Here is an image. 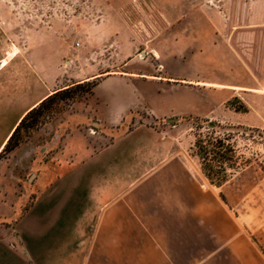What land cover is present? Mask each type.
Returning a JSON list of instances; mask_svg holds the SVG:
<instances>
[{"label": "crops", "instance_id": "0c3cea01", "mask_svg": "<svg viewBox=\"0 0 264 264\" xmlns=\"http://www.w3.org/2000/svg\"><path fill=\"white\" fill-rule=\"evenodd\" d=\"M262 34L217 28L203 47L166 49L160 62H126L100 77L84 101L72 102V112L36 130L31 149L20 143L9 152L5 145L28 111L97 76L87 67L59 68L48 50L7 52L0 68V219L19 208L17 167L31 172L33 199L15 244L0 238V264H264L177 138L189 117L264 127V106L253 103L264 100ZM235 97L245 111L230 106ZM88 121L96 122L102 145L82 131Z\"/></svg>", "mask_w": 264, "mask_h": 264}, {"label": "rangeland", "instance_id": "374dc122", "mask_svg": "<svg viewBox=\"0 0 264 264\" xmlns=\"http://www.w3.org/2000/svg\"><path fill=\"white\" fill-rule=\"evenodd\" d=\"M217 28L258 30L264 40V0H0V60L7 52L49 51L57 55L59 68L79 73L87 67L99 79L123 70L126 62H160L166 49L191 51L194 43L203 47ZM64 97L59 94L51 109H41L34 124L28 118L15 139L31 149L36 130L60 113L73 111L72 101ZM253 103L264 106V100ZM229 104L243 105L237 97ZM81 129L94 147L106 142L92 121ZM57 132L59 138L61 129ZM177 138L185 157L200 166L203 181L264 254V127L189 117ZM17 157L14 154V162ZM16 174L22 179L15 190L18 211L0 219V238L14 244L16 226L33 199L28 189L31 172L17 167Z\"/></svg>", "mask_w": 264, "mask_h": 264}, {"label": "trees", "instance_id": "16d2710c", "mask_svg": "<svg viewBox=\"0 0 264 264\" xmlns=\"http://www.w3.org/2000/svg\"><path fill=\"white\" fill-rule=\"evenodd\" d=\"M98 82V79L93 81H83L80 83L73 84L71 86H68L62 90H59L52 95L48 96L46 99H44L42 102H40L37 106L32 108L30 111H28L25 116L22 118L20 123L17 125L13 133L11 134L10 138L8 139L4 151L9 152L16 148L20 142L19 139H15V135L18 132V129L22 126L25 121L30 118L31 124H34L38 118L42 115L43 111L41 109H44L45 111L52 108V104H54L56 97L61 95H65L64 98L71 100L72 102L76 100H80L81 98L91 94L93 92V88ZM61 98V96H60ZM236 111H245L246 107L242 105L241 107H233ZM15 139V140H14Z\"/></svg>", "mask_w": 264, "mask_h": 264}, {"label": "water", "instance_id": "95a60500", "mask_svg": "<svg viewBox=\"0 0 264 264\" xmlns=\"http://www.w3.org/2000/svg\"><path fill=\"white\" fill-rule=\"evenodd\" d=\"M176 119L174 118H171V119H168V121L171 123L172 121H175ZM94 125H97L96 122H94Z\"/></svg>", "mask_w": 264, "mask_h": 264}, {"label": "built area", "instance_id": "2783aa9c", "mask_svg": "<svg viewBox=\"0 0 264 264\" xmlns=\"http://www.w3.org/2000/svg\"><path fill=\"white\" fill-rule=\"evenodd\" d=\"M2 67V62H1V60H0V68ZM92 132V131H91Z\"/></svg>", "mask_w": 264, "mask_h": 264}, {"label": "bare ground", "instance_id": "6f19581e", "mask_svg": "<svg viewBox=\"0 0 264 264\" xmlns=\"http://www.w3.org/2000/svg\"><path fill=\"white\" fill-rule=\"evenodd\" d=\"M3 65V64H2Z\"/></svg>", "mask_w": 264, "mask_h": 264}]
</instances>
